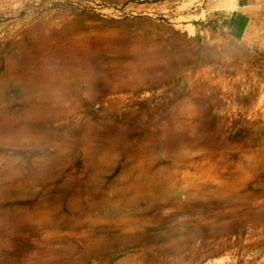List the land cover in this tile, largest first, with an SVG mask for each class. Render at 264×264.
Here are the masks:
<instances>
[{
    "label": "rangeland",
    "instance_id": "374dc122",
    "mask_svg": "<svg viewBox=\"0 0 264 264\" xmlns=\"http://www.w3.org/2000/svg\"><path fill=\"white\" fill-rule=\"evenodd\" d=\"M234 7L0 0V264H264V0L235 39Z\"/></svg>",
    "mask_w": 264,
    "mask_h": 264
},
{
    "label": "crops",
    "instance_id": "0c3cea01",
    "mask_svg": "<svg viewBox=\"0 0 264 264\" xmlns=\"http://www.w3.org/2000/svg\"><path fill=\"white\" fill-rule=\"evenodd\" d=\"M232 10L226 24V30L232 38H242L249 27L252 9L257 0H234Z\"/></svg>",
    "mask_w": 264,
    "mask_h": 264
},
{
    "label": "bare ground",
    "instance_id": "6f19581e",
    "mask_svg": "<svg viewBox=\"0 0 264 264\" xmlns=\"http://www.w3.org/2000/svg\"><path fill=\"white\" fill-rule=\"evenodd\" d=\"M64 30H65V28H64L63 30H61V31L56 32L55 34H60V33H62ZM51 36H52V34L47 35V36H45V37H51ZM17 135H18V134H17ZM104 158H105V157H104Z\"/></svg>",
    "mask_w": 264,
    "mask_h": 264
}]
</instances>
